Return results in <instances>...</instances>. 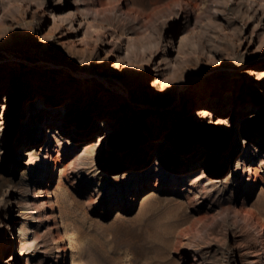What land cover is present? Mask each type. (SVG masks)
<instances>
[{"label": "rangeland", "instance_id": "374dc122", "mask_svg": "<svg viewBox=\"0 0 264 264\" xmlns=\"http://www.w3.org/2000/svg\"><path fill=\"white\" fill-rule=\"evenodd\" d=\"M0 257L264 264V0H0Z\"/></svg>", "mask_w": 264, "mask_h": 264}, {"label": "bare ground", "instance_id": "6f19581e", "mask_svg": "<svg viewBox=\"0 0 264 264\" xmlns=\"http://www.w3.org/2000/svg\"><path fill=\"white\" fill-rule=\"evenodd\" d=\"M203 110H201V109H199V108H197L196 110H195V112H193V114L192 115H190V117H195L196 115H197V112L198 113H201ZM55 136L54 135H52L51 136V140H50V142L49 143H51V142H54L55 141ZM69 141H68V139H66L65 141H64V143H68ZM47 146H49V145H46V147L44 148V147H42L41 148V150H45V151H49L50 149L47 147ZM87 151V146H85V150H84V152H86ZM55 164L57 163V161L56 160H52ZM155 165H157V162L155 163ZM132 167V169H128L129 171H125V170H121L120 168V170H117L118 168H115V167H113V168H107V169H110V171L109 172H104L103 174L105 175V179H102V182H107L108 181V178H110V177H114V180H112L113 182H118L119 180H117V177H118V175H123V176H125V175H128L129 173H133L134 175H139V174H141V173H143L144 172V170L145 169H141V168H137V165L135 164V165H133V166H131ZM49 168V167H48ZM147 170V169H146ZM156 172V169L153 171V173H155ZM130 182H132V181H130ZM151 187H153V185H149V188H151ZM4 262H5V260H3V258H1L0 257V264H4Z\"/></svg>", "mask_w": 264, "mask_h": 264}]
</instances>
